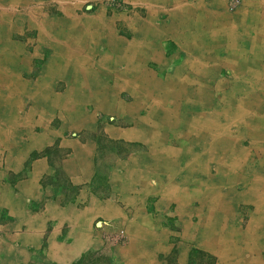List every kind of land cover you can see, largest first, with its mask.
Segmentation results:
<instances>
[{
	"label": "crops",
	"instance_id": "obj_1",
	"mask_svg": "<svg viewBox=\"0 0 264 264\" xmlns=\"http://www.w3.org/2000/svg\"><path fill=\"white\" fill-rule=\"evenodd\" d=\"M79 1L0 2V264H74L87 253L113 264H264V0L234 10L229 0H129L135 20L124 49L114 33L108 46L99 22L85 23ZM127 48L136 73L124 80L145 76L142 89L162 93L152 134L111 136L139 147L108 153L98 137H70L66 130L85 129L68 127L44 139L39 118L28 140L11 125L10 95L31 90L23 79L44 69L41 77L74 83L63 101L72 125L85 127L89 113L74 92L104 104L113 92L105 77H122L112 71L116 50ZM187 91L203 106L163 105ZM23 94L26 113L33 100ZM60 174L70 191L57 186ZM121 229L125 242L110 238Z\"/></svg>",
	"mask_w": 264,
	"mask_h": 264
},
{
	"label": "rangeland",
	"instance_id": "obj_2",
	"mask_svg": "<svg viewBox=\"0 0 264 264\" xmlns=\"http://www.w3.org/2000/svg\"><path fill=\"white\" fill-rule=\"evenodd\" d=\"M3 0H0V2ZM77 0H75L74 4H76ZM241 4V2H240ZM239 4V5H240ZM80 10L79 15H85L89 17L85 19V23L96 21L99 22L100 26H104L106 41L109 46V40L112 37L111 33H114V36L121 40V43L124 45L123 49L126 48L127 44L131 45L130 42V34H131V27L134 24L135 14L131 12L133 6L129 2V0H80L79 1ZM48 4H45L44 7H48ZM95 17V18H94ZM94 19V20H89ZM79 21H82L79 19ZM18 29L17 27L11 28L10 37L11 39L16 40L18 36ZM123 40V41H122ZM39 41V39H38ZM44 47V45H42ZM132 46V45H131ZM110 48V47H109ZM100 49L103 53L107 54V46L105 47L104 43H101ZM114 49V47H113ZM112 50V49H111ZM43 51V48H42ZM119 52V53H118ZM129 50L127 48V52L123 53V50L117 49L116 55L120 56L119 61L113 67L112 71H117L121 73L122 77L118 78L117 75L106 76V88L111 92L108 94L110 97L114 95L119 102L122 103L123 107L120 105L116 107H111L106 102L101 104L97 101L96 97L92 95V92H74L76 100H79L81 106H79V111L81 109L83 111H87L89 113V118L86 120L85 118V127L80 125L73 126L75 124L74 121L77 120L75 114L72 115L74 112V108H72L68 103L65 104L63 98L65 97V93L68 89L69 85H74L71 82H67L65 78L62 77H41L42 73L44 72L41 70V73L38 77L30 78V76H26L23 80L27 81L29 85L32 87L31 90L22 91L18 90L17 92H13L10 95L9 101L12 104L11 109L12 111H7L9 114L10 120L13 122L11 125H15L16 131L21 126L24 128V133L29 140L30 135L34 134L37 135L34 131L35 124L34 122L41 121V124L45 127V130L41 135L42 137H51L55 134L61 133L65 128H78V129H85V130H66L65 134L69 135L70 137H77L78 134L80 135L81 132H86V134H90L92 136H96L101 139V148H105L106 151L109 153L113 150H119L123 154L128 153L130 150L137 148L139 146L132 144L129 141H121V142H114L111 140V136L115 135H134L136 134H152L150 133L153 127L151 121L157 117L160 118L163 114L159 111V106H162V98H160L161 94L158 92L155 95V98L152 97V94L144 91L142 88L143 86L139 85V82L142 81V78L146 79L145 76H139L136 81H132V89L130 90L127 85L119 86L122 84L124 79L132 78L130 75L135 77V69H131L127 65V62L130 60L128 55ZM47 52L42 53V58L47 56ZM114 55V54H113ZM115 55V56H116ZM114 58V57H113ZM116 61V60H115ZM125 64V70L120 69L119 64ZM46 64V62H45ZM44 64V67H45ZM43 67V68H44ZM130 74V75H125ZM33 79V80H31ZM118 80V81H117ZM140 80V81H139ZM121 81V82H119ZM139 81V82H138ZM34 87H33V86ZM40 86H47L49 89L45 91L43 96L40 93H36L33 89ZM72 87V86H71ZM141 90V91H140ZM22 91V92H21ZM23 92L25 94V98L30 97L33 100V106L26 112L23 113L24 108V101L22 97L19 99V95L22 96ZM1 94V93H0ZM23 94V95H24ZM40 94V95H37ZM159 96V98H158ZM16 98V100H15ZM194 98L197 103L203 106V101L200 99L199 94L195 92H186L185 99H180L172 94L168 99L164 106H167L169 103L170 105H176L175 108L179 106L182 108H187L188 106H194L188 104L190 99ZM216 98V94H212L211 102ZM85 99L89 100L85 102ZM177 100V101H176ZM1 101V100H0ZM15 101V102H14ZM181 102V103H180ZM20 103V105H19ZM147 103L151 105L146 107ZM172 103V104H171ZM90 104V108L88 105ZM179 105V106H178ZM30 107V100L27 99L26 101V109ZM146 107V108H145ZM145 108L144 112L141 111ZM180 109V110H181ZM188 110V109H187ZM71 114H70V113ZM143 112V113H142ZM198 113V112H197ZM70 114V115H69ZM0 117L5 119V114H2V109H0ZM60 118L61 123L59 124V128H53L49 126L50 121L53 118ZM39 118V119H38ZM35 119H38L37 121ZM178 120V118H177ZM71 121V124L67 122ZM158 123L161 120H157ZM49 123V124H48ZM39 124V123H38ZM72 125V127H71ZM181 129L180 125L175 122L174 131H179ZM129 132V133H128ZM135 132V133H134ZM135 134V135H136ZM43 142V141H42ZM60 153V152H59ZM57 186L60 188H68L70 191V185L65 180V177L60 174V180L57 182ZM73 191V189H72ZM111 239L115 240L116 242L122 243L125 242L126 236L124 230H119L116 235L110 237ZM4 242V241H3ZM7 243V242H6ZM230 245V242H227ZM233 244V243H232ZM34 261H32V264ZM74 264H113L110 259L105 256L103 253H87L85 254L84 258L80 259L79 261L75 262Z\"/></svg>",
	"mask_w": 264,
	"mask_h": 264
},
{
	"label": "bare ground",
	"instance_id": "obj_3",
	"mask_svg": "<svg viewBox=\"0 0 264 264\" xmlns=\"http://www.w3.org/2000/svg\"><path fill=\"white\" fill-rule=\"evenodd\" d=\"M173 30V29H172ZM113 47V46H112ZM113 51V50H112ZM119 53V52H118ZM141 77V76H140ZM13 79V78H12ZM14 80V79H13ZM140 81V80H139ZM138 81V82H139ZM123 83L122 84H119V86H125V85H128V86H130L131 87V89H132V81H122ZM18 83V82H17ZM19 83H20V81H19ZM175 83H176V81H175ZM141 86V85H140ZM12 90V89H11ZM141 91V90H140ZM165 93V92H164ZM163 93V94H164ZM173 93V92H172ZM162 94V93H161ZM174 94V93H173ZM167 95V94H166ZM169 95V94H168ZM171 95V94H170ZM166 97H168V96H166ZM182 97V96H181ZM180 97V98H181ZM15 100H16V98H15ZM177 101V100H176ZM15 102V101H14ZM105 102L107 103V104H109V106H111V107H116L117 105L119 106H121V107H123V105H122V103L121 102H119L115 97H110L109 95H108V93H107V96H106V99H105ZM177 109V108H176ZM176 111V110H175ZM240 111V110H239ZM253 111V110H252ZM241 113V112H240ZM167 119V118H166ZM250 126V125H249ZM151 132H153V131H151ZM142 134V133H141Z\"/></svg>",
	"mask_w": 264,
	"mask_h": 264
},
{
	"label": "built area",
	"instance_id": "obj_4",
	"mask_svg": "<svg viewBox=\"0 0 264 264\" xmlns=\"http://www.w3.org/2000/svg\"><path fill=\"white\" fill-rule=\"evenodd\" d=\"M240 2L241 0H229V9L234 10L237 6H239Z\"/></svg>",
	"mask_w": 264,
	"mask_h": 264
}]
</instances>
